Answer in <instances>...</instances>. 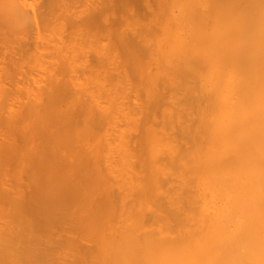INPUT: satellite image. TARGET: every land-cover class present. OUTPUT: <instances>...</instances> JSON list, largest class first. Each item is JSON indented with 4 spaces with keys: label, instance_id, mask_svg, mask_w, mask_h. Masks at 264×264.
Instances as JSON below:
<instances>
[{
    "label": "bare ground",
    "instance_id": "obj_1",
    "mask_svg": "<svg viewBox=\"0 0 264 264\" xmlns=\"http://www.w3.org/2000/svg\"><path fill=\"white\" fill-rule=\"evenodd\" d=\"M84 2L35 4L25 104L0 82V264H264V0Z\"/></svg>",
    "mask_w": 264,
    "mask_h": 264
},
{
    "label": "rangeland",
    "instance_id": "obj_2",
    "mask_svg": "<svg viewBox=\"0 0 264 264\" xmlns=\"http://www.w3.org/2000/svg\"><path fill=\"white\" fill-rule=\"evenodd\" d=\"M38 1H40V0H15V6H16V11H17V15H18V13L20 14V18H18V16H13V18L15 19H17L16 20V26L13 28V30L12 29H10V31L12 30V32H10L9 31V33H11V34H9V33H7V37H6V41H5V43L3 44V45H0V46H4V47H0V78H2L1 80H0V82H4V83H0L1 85V89H2V85L3 86H5L4 88H3V90H4V92H6V94H8L9 96H10V94H11V97L14 95L15 96V99L17 98V102H15V103H17L18 104V102L20 101V100H22V101H25L26 99V97H25V95H24V92L22 93L21 91H22V89H20V87L19 86H21V87H23V84H24V87L27 85H33L32 87H33V89H35V87L34 86H39V79H38V75L37 74H39L40 75V73H38V69H39V67L38 66H40V64L42 63L41 62V58H39V56H38V52H36V50H34L33 48H32V46L33 45H31L30 47H29V50L27 51L26 50V46H25V43L27 44V43H29L28 41H29V39H30V43L32 42V39H34L35 38V36H36V29H35V27H36V24H35V27H34V24L32 23L33 22V20H31V19H34V20H36L37 21V18H40V15H39V10H38V12H37V9H34V8H38V7H40L39 5H35V4H37L38 3ZM76 1V0H75ZM77 1H79V3L77 2V4H78V6H77V4H74V5H72L73 3L72 2H74V1H71V0H69V1H67L66 0V2H69V4H71V9L72 10H74V8L76 9L77 7V9L76 10H80L81 11V9L79 8V5L80 4H83V3H85L84 1H87V0H82L83 1V3L81 2V0H77ZM143 1H146V0H143ZM152 0H150V2H151ZM0 2L2 3V5L8 10V9H10V4L8 3L7 4V0H0ZM120 3L119 5H118V3ZM141 2V1H140ZM40 3V2H39ZM76 3V2H75ZM87 3V2H86ZM113 3V7H112V13H113V19H111V22H113V23H115V21L117 22L118 21V17H125V15L126 16H128V13L126 12V10H125V7L126 6H128V7H130V8H132V10H134L135 11V13H139V10H140V15L139 16H141V18H142V15H141V13L142 14H145V13H143L142 12V9H140L139 7L141 6V7H143L142 5H139V4H141V3H143V2H141V3H139L138 5L136 4V3H138V0H111V4ZM129 3V4H128ZM115 4H117V5H115ZM121 4H123V5H121ZM121 5V6H120ZM126 5V6H125ZM130 5H132V6H130ZM83 6V5H82ZM117 6L119 7L118 9H117ZM81 7V6H80ZM83 8V7H82ZM134 8V9H133ZM144 8V7H143ZM117 9V10H116ZM145 9V8H144ZM30 10V11H29ZM78 10V11H79ZM125 10V11H124ZM137 10V11H136ZM33 11V12H32ZM36 11V12H35ZM144 11V10H143ZM35 12V13H34ZM32 13L33 14H36L37 16H33V18H31L32 17ZM116 13V14H115ZM120 15H119V14ZM122 13V14H121ZM114 14H115V16H114ZM118 14V15H117ZM137 15V14H136ZM146 15V14H145ZM100 17H101V15H99ZM118 16V17H117ZM35 17H37L36 19H35ZM137 17H138V15H137ZM120 18V19H121ZM127 18H129V17H126V18H124V19H127ZM115 19V21H113ZM119 19V20H120ZM40 20V19H39ZM98 20H100V19H98ZM31 21V22H30ZM40 22V23H39ZM100 22H102V20L100 21ZM110 22V27H111V31L112 30H114V32L116 33V30H117V32H118V28H119V30H120V26L122 25V23L120 22V21H118L119 23H121L120 25H118L117 23H115V24H113V23H111ZM17 23H18V25H17ZM38 23L40 24L39 26L41 27V20L40 21H38L37 22V25H38ZM119 26V27H118ZM39 27V28H40ZM113 27V28H112ZM118 27V28H117ZM38 27H37V29L38 30H41L42 31V28L41 29H39ZM2 30H4L5 31V27L3 28L2 27ZM31 32H33V33H31ZM35 33V34H34ZM39 33V31H37V34ZM50 32H47V34H49ZM57 35H58V32L56 33ZM35 35V36H34ZM31 36V37H30ZM34 37V38H33ZM76 37V36H75ZM77 38V37H76ZM76 38H74V36H73V40L75 39L76 40ZM80 38V37H79ZM78 41L80 40V39H77ZM8 41V42H7ZM74 42V41H73ZM77 42V41H76ZM79 43H81V41L79 42ZM79 43H77V45L79 44ZM24 45V46H23ZM6 47V48H5ZM34 47V46H33ZM25 48V49H24ZM34 51H31V49ZM31 52V53H30ZM26 53V54H25ZM30 54V55H29ZM34 54V55H33ZM37 54V55H36ZM27 55H29V56H27ZM35 56V57H33V56ZM88 56H90V55H88ZM91 57V56H90ZM33 60H32V59ZM38 58V59H37ZM93 58H94V56H93ZM22 59V60H21ZM31 60V61H30ZM36 60V61H35ZM87 60H89V58L87 59ZM93 60V59H92ZM91 60V58H90V61H92ZM94 60H96V59H94ZM94 60H93V62H90V64L92 65V63L94 64ZM29 61V62H28ZM34 61V62H33ZM27 62V63H26ZM36 62V63H35ZM96 62L97 61H95V64H96ZM27 65H26V64ZM29 63V64H28ZM32 63V64H31ZM79 63H80V61H79ZM6 64V65H5ZM28 65H29V67H28ZM37 66L38 67V69H37V72H36V69H34L33 70V66ZM97 65V64H96ZM79 65H76V67L75 68H78L77 69V71L78 70H80V68L78 67ZM6 67V68H5ZM30 67H31V69H30ZM41 67V66H40ZM93 67V66H92ZM5 68V69H4ZM8 68H9V70H8ZM30 69V70H29ZM82 69V68H81ZM86 69V68H85ZM88 69V68H87ZM86 69V71H88V70H90V69H88L87 70ZM3 70V71H2ZM5 70H7V71H9V76L8 75H6L5 76V73H6V71ZM24 71H26V73H23ZM28 71H30V73L28 72ZM34 72V73H31V72ZM77 71H73L72 73H74V72H77ZM82 71H84V74H85V70H82ZM82 71L81 72H79V75H78V78H80V77H82L83 76V78L85 77L83 74H82ZM4 72V73H3ZM8 73V72H7ZM6 73V74H7ZM88 73V72H87ZM86 73V74H87ZM77 74V73H76ZM75 74V75H76ZM82 74V75H81ZM12 75V76H11ZM27 75H29V76H27ZM31 75V76H30ZM33 75H34V77H33ZM74 75V74H73ZM72 75V76H73ZM87 76V75H86ZM8 77V78H7ZM30 77V78H29ZM32 77V78H31ZM31 79H32V81H31ZM33 79H34V82H33ZM30 80V81H29ZM35 81H38V82H36L35 83ZM27 82V83H26ZM37 84V85H36ZM29 85V88L31 87ZM13 87V88H12ZM19 87V88H18ZM36 87V88H37ZM6 88H8V89H6ZM10 88V89H9ZM12 88V89H11ZM16 88H18L17 90H16ZM27 88V87H26ZM15 89V90H14ZM32 89V88H31ZM6 90H9V93H8V91H6ZM18 90L20 91V92H18ZM26 90H30V89H26ZM35 90H37V89H35ZM1 91V90H0ZM14 91V92H13ZM17 91V92H16ZM23 91H24V89H23ZM32 91V90H31ZM34 92V91H33ZM14 93V94H13ZM28 93V92H27ZM37 93V92H36ZM0 94H1V92H0ZM20 95V97H19V95ZM26 94V93H25ZM29 94V95H28ZM28 94H26L28 97H31L30 95V91H29V93ZM3 95H4V93H3ZM34 95V93L32 94V96ZM7 96V95H6ZM13 96V97H14ZM16 96H18V97H16ZM3 97H5V96H3ZM11 97H9V98H11ZM22 97V98H21ZM23 97H25V98H23ZM6 98V97H5ZM9 98H8V96H7V101H11V99H12V101H11V106H12V109H13V101H16L15 99H13V98H11L10 100H9ZM20 98V99H19ZM24 99V100H23ZM6 101V100H5ZM4 101V102H5ZM6 101V102H7ZM3 102V101H2ZM5 102V103H6ZM9 103V102H8ZM20 103H24L25 104V102H20ZM18 104V105H22V104ZM2 104V103H1ZM3 105L4 104H2V107H3ZM9 104H7L6 106H8ZM16 105V104H15ZM18 105H16V106H14V109H18ZM5 105H4V108L6 107ZM10 106V105H9ZM8 106V107H9ZM11 106L9 107V108H7L6 109V111L8 112V110H10V108H11ZM18 106V107H17ZM15 107H17V108H15ZM19 108H22V107H19ZM0 109H1V107H0ZM12 109L10 110V111H12ZM2 112H3V108H2V110H1ZM6 111H4L5 113H6ZM3 112V113H4ZM1 116V115H0ZM3 118H5L4 117V115H3ZM0 119H2V118H0ZM4 120V119H3ZM1 122V121H0ZM2 122H4V121H2ZM1 124V123H0ZM1 126H2V124H1ZM4 126V125H3ZM3 126H2V128H3ZM0 129H1V127H0ZM5 128H3V129H1V130H4ZM1 133V132H0ZM2 134V133H1ZM5 135H7V134H9V133H4ZM11 214V213H10ZM10 217L12 218L13 217V215H10ZM9 217V218H10ZM13 220H14V218H12ZM54 250L56 249L55 247L53 248Z\"/></svg>",
    "mask_w": 264,
    "mask_h": 264
}]
</instances>
